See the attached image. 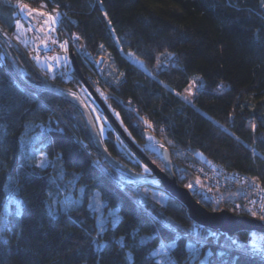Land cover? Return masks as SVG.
I'll use <instances>...</instances> for the list:
<instances>
[{
  "label": "trees",
  "instance_id": "16d2710c",
  "mask_svg": "<svg viewBox=\"0 0 264 264\" xmlns=\"http://www.w3.org/2000/svg\"><path fill=\"white\" fill-rule=\"evenodd\" d=\"M15 1L0 0V27L13 36ZM31 1L59 6L64 38L77 34L95 58L105 57L101 86L156 165L166 170L148 147L154 139L170 149L175 169V160L184 156L197 163L214 160L264 188L260 0ZM11 55L25 78L0 42V264H155L151 252L173 235L183 250L173 254L188 264L192 241L181 236H196L197 230L206 242L190 264H201L209 252L205 264L264 262L244 247L254 233L232 239L200 227L176 199L160 204L142 193L147 186L126 181L106 159L79 106L42 90L69 86L42 74L24 46ZM77 60L86 79L95 76L96 69ZM104 144L123 167L141 173V164L120 150L114 131ZM42 153L51 162L46 167L38 163ZM192 194L208 210H221L217 202ZM68 200L78 203L65 211L61 202ZM101 219L102 240L93 239ZM121 237L126 247L117 242Z\"/></svg>",
  "mask_w": 264,
  "mask_h": 264
},
{
  "label": "built area",
  "instance_id": "2783aa9c",
  "mask_svg": "<svg viewBox=\"0 0 264 264\" xmlns=\"http://www.w3.org/2000/svg\"><path fill=\"white\" fill-rule=\"evenodd\" d=\"M29 3L32 7L29 6L30 9H35L37 12H40L38 8L41 9V5L35 2H32L31 0H22V4ZM16 8V12L14 14V18L18 19L21 17L22 22L26 24L27 29L29 28V24L27 19L20 16L21 12L18 7ZM48 12H51L53 8H48ZM60 12V11H59ZM20 13V14H19ZM61 13V12H60ZM62 21V14L60 16L59 22L52 27L55 29V31H49L47 32V36L50 37V39H47V48L45 47V44L42 42L46 39L45 31L37 32L35 29L28 31L26 36L23 38V36H20L17 34V28H15V34L17 39H19V42L27 48L29 52V56L33 63H35L36 66H41V68L47 72H54V77L52 79L61 77L64 79V76L68 73L67 70L70 68V64L68 61V53H65V51L59 50L57 46H54L51 41V37L54 38L58 35V29L61 26ZM24 33V32H23ZM24 35V34H23ZM21 37V38H20ZM36 37H40V39H36ZM71 42L73 44L72 52L73 54H78L84 62H92L94 61L95 57L87 50L86 45L82 38L74 34L70 37ZM27 41V43H24V41ZM69 47V46H68ZM39 56L40 61L37 62L34 57ZM53 56H59V61H55L52 59H47L45 61V58L53 57ZM97 59V63H95L96 69H98V72L101 74V67L100 64H102L103 60H105L104 56H99ZM49 66H51V71H49ZM100 67V68H99ZM94 79H92V83ZM91 81V79H90ZM201 163L197 162H191L187 156L185 158L183 157V162L186 163V167L188 171L193 174L195 179L199 178V180L203 183L202 185L208 186V189L210 191L203 192L205 194L202 195L205 199H213L214 202H217L219 205L222 204L221 209H227L228 211L241 216H248L250 218H253L255 220H258L264 224V221L260 220L258 217L261 214L260 210L261 207L264 206V189L260 184L250 180L248 177L237 173L233 171H229L223 166L216 163L214 160H199ZM180 176H184L183 174H180ZM218 189H222L225 193V197H221L219 193L215 194L214 191H219ZM220 190V191H222ZM195 192V191H194ZM227 193V194H226ZM199 194V193H198ZM215 194V195H214ZM219 195V196H217ZM211 196V197H209ZM216 196V197H215ZM214 197V198H213ZM255 211L258 215L257 217H253L251 213ZM257 234V233H254ZM257 236V235H256ZM259 241L253 242V238H249V242L244 246L247 252L250 254L252 252L253 247L257 249L259 253H264V235L258 236ZM236 246H240V244L236 243ZM256 256V255H252ZM260 257H264V255H257Z\"/></svg>",
  "mask_w": 264,
  "mask_h": 264
},
{
  "label": "rangeland",
  "instance_id": "374dc122",
  "mask_svg": "<svg viewBox=\"0 0 264 264\" xmlns=\"http://www.w3.org/2000/svg\"><path fill=\"white\" fill-rule=\"evenodd\" d=\"M6 1H8L9 3L13 2V0H6ZM18 4H22V0H16L14 2V6L15 7H17ZM26 4L28 6H30V7H32L31 4H29V3H26ZM38 9H39V11L48 12L47 8H44V9L38 8ZM20 16H21V14H20ZM21 19H22L21 17H19L18 19L14 18V20H15L14 22H16L17 20L20 21V24L22 26V30L24 32V35H23V38H24L29 30L26 27L27 25L24 24ZM15 28H16V23H15ZM61 31H62V29H61V26H60V28L58 29L59 38H57V36H56L54 38L56 43L55 44L52 43V44L54 46H57V48L59 50H62L60 48V44H62L65 41H67V51H65V53H68V61H69V64H70V68L67 70L68 73L64 76V79L61 78V77H58L65 84H67L69 86L68 89H61V90L58 89V91H61V92L66 93V94H68L70 96H73L77 100L76 104L79 106V108L83 111L84 115L86 116V118L88 120V123L90 125V128H91V131L93 133L96 132L98 134L99 138L103 142L106 139L108 132L109 131H114L115 134H116V137H117V139L119 141L120 150L127 156V158L129 160H131L134 163L141 164V168H142L141 174H143V175H151V174H153V172L149 168V166L143 160H141V158L137 155V153L129 146V144H127L125 139H123V137L118 132V130L110 122V120L107 117V115L105 114L100 102L93 95V93L91 92L89 87L84 84L83 80H82V84L79 81H77L76 77L74 76V73L76 72V70L74 69L73 56H75L76 58H78V57L80 58V56L78 54H75V53L73 54V52H72L73 44L71 42L70 37L64 38V36L60 33ZM15 32H14V36L13 35H8L0 27V42L3 45V47L5 48V50L8 53V55H10L12 58H13V56L11 54H12L13 48H15L18 45L23 46L19 42V39H17ZM17 34H19L18 31H17ZM52 40H53V36L51 37V41ZM131 59L136 61V58L133 55H131ZM98 60H100V59L96 60V58H95L94 61H92V62L91 61L90 62H88V61L84 62L83 60H82V62L85 63V65L88 68L96 69V67H95L96 64L95 63H97ZM104 63H105V60H103L102 64H100L101 68L104 65ZM36 67L40 70V72L42 74H44L46 77L50 78V80H56L57 79V78L52 79L54 77V74H53L54 72L45 73V71L41 68V66L40 67L36 66ZM20 70H21V75L23 76V78H25L26 77V71L23 68H20ZM95 72H96L95 76L91 75V78L87 79L89 85L96 91L99 99L102 100L104 102V104L106 105V107H108V109L114 114V116L119 121V123L122 126V128L124 129V131L130 137V139H132V141H134V143L140 149H142V151H144L146 153V147L145 146H141L140 144H138L137 141L130 135V133L127 131V128L122 123V121H121V119L119 117V114L111 106L110 101L108 99L109 97H108L106 91L101 86V83H100V80H99L100 73L98 72V69H96ZM90 79H91V81H90ZM92 79H94L93 80L94 83H92ZM101 128H103V132L102 133H101ZM154 140H152L151 143H148V147L152 148L153 150L156 151V153H158V152L161 151V146H160V144L155 143ZM31 143L32 142L30 141V144ZM198 156L203 158V155L201 153H199ZM184 158H185V156H184ZM37 159H38L39 165L41 164V162H43V167H46V166H48L51 163L49 161L48 157L45 154H43V153L42 154H38ZM175 162H176L178 167L176 169H174V170L176 171V173H178L180 178L182 177V176H180V174L184 175L183 176L184 177L183 181L185 183V186L188 185L189 183H191L193 185V187L191 189L188 188L190 191H192V192L195 191L196 194H198V193L202 194L203 192L210 191L208 189V186H206L205 184L203 186H201V184H197L196 183L197 179H195L193 174H191L188 171L187 167L185 166L186 163L183 162V160H182V162H181V160H175ZM145 166H147L150 169L149 172H145ZM158 166L160 167V165H158ZM177 169H178V172H177ZM119 170L125 176L126 181H129L131 183H135V182L138 183L139 182L136 178L132 177L127 172L123 171L122 169H119ZM218 190L219 191L215 190L214 193L215 194L219 193V195H221V197H225L224 191L222 189H218ZM220 190H222V191H220ZM142 193L145 196L150 197L151 199L157 201L160 204H167L170 201V196L168 194H166L165 192H163V191H161L159 189L151 188L149 186L144 187L143 190H142ZM203 194H205V193H203ZM219 195H217V196H219ZM209 197H211V196H209ZM224 199H226V197ZM209 200H213V199H209ZM72 202H73V200H72ZM72 202H70L69 200L67 201V203H72ZM218 206L221 208L222 204L219 203ZM258 236L260 237L261 234H254V236L252 237L253 238V242L259 241L260 238H258Z\"/></svg>",
  "mask_w": 264,
  "mask_h": 264
},
{
  "label": "water",
  "instance_id": "95a60500",
  "mask_svg": "<svg viewBox=\"0 0 264 264\" xmlns=\"http://www.w3.org/2000/svg\"><path fill=\"white\" fill-rule=\"evenodd\" d=\"M8 56L10 58V61L18 71V73L21 74V70L17 66L14 59L10 55ZM73 61H74V69L81 76L84 84L89 87L93 95L98 99L109 120L112 122L114 127L121 134V136L125 139V141L129 144V146L149 166L153 174L143 175L141 173H136L128 168L123 167L108 152L104 142L99 138L98 134L96 132L93 133L95 140L98 146L100 147L101 151L105 155L106 159L113 166H115L118 169H122L132 177L136 178L139 181L138 182L139 185L149 186L155 189H159L165 192L166 194H168L170 197L179 201L186 208L189 218L200 227L207 228L212 231L221 232L222 234H225L232 239L242 232L257 233L264 235V224L262 222L250 218L248 216L236 215L228 211L227 209L210 211L205 206H203L199 201H197L196 198L193 196L192 192L188 188L183 187L178 183L175 175V170H174L175 164L174 161L172 160L171 151L163 144H160L161 151L158 152V156L161 158L165 166V169L167 171L156 165L145 154V152L142 151V149H140L134 143V141H132V139H130V137L124 131V129L122 128V126L120 125L119 121L116 119L114 114L108 109V107H106L104 102L99 99L96 91L89 85L87 79L82 75L78 60L75 56H73ZM42 90H46L48 92H53L55 94H58L61 97L76 104L77 100L73 96L58 91V89L54 87L44 88Z\"/></svg>",
  "mask_w": 264,
  "mask_h": 264
},
{
  "label": "snow or ice",
  "instance_id": "6c2138e0",
  "mask_svg": "<svg viewBox=\"0 0 264 264\" xmlns=\"http://www.w3.org/2000/svg\"><path fill=\"white\" fill-rule=\"evenodd\" d=\"M99 2L101 3V5L103 4V0H99ZM260 4L261 7H264V0H260ZM17 7L20 9L21 12V16L25 19H27L28 24H29V28L28 30L31 31L33 29H35L37 32L40 31H45V35H46V39L43 40L42 42L45 44V47L47 48V39H50V37L47 36V32L49 31H55V29L52 27L53 25L57 24L59 22L61 13L59 12V6H57V8L53 9L51 12H46V11H40L37 12L35 9H30L29 6L27 4H18ZM42 9L47 8L46 4H41L40 6ZM105 17H107V13H104ZM16 28L17 31L19 33L20 36H23V30H22V26L20 24V21L17 20L16 22ZM110 23V21H109ZM36 39H40V37H36ZM24 43H27V41L25 40ZM52 43L55 44L56 41L52 40ZM60 48H62L64 51H67V41H65L64 43L60 44ZM163 55V54H161ZM170 55V54H169ZM34 59L37 60V62L40 61V57L36 56L34 57ZM47 59H52L55 61H59L60 57L59 56H53V57H46L45 61ZM162 61L159 60V57L157 58V66L159 67L161 65ZM51 66H49V71H51ZM193 83H195V81H193ZM255 128V126L253 125V129ZM103 132V128H101V133ZM255 154V153H254ZM41 167H43V162H41L40 164ZM150 169L145 166V172H149ZM197 184H201L202 182L199 180V178H197L196 180ZM187 188L191 189L193 187V185L191 183H189L188 185H186ZM262 191H264V189H262ZM63 205V209L65 211L74 208L76 206V204L78 203V201H73L72 203H66V202H61ZM261 214L259 215V219L264 221V206L261 207L260 210ZM251 215L253 217H257V213L255 211H253L251 213ZM113 223H115V221H113ZM105 224L106 221L104 220H100L98 225H97V233H96V237H94L93 239H97L100 238V240H102V234L105 231ZM184 236H186L188 238L189 241H192L191 243L188 244V249L191 253V255L188 257V264H190L191 260H195V259H199L200 256V251L201 249L204 247V244L206 242V234H202L199 232V230H197V235L193 236L192 232H187L185 234H182L181 238L183 239ZM124 238L121 237L117 242L121 243L122 247H126V243H123ZM144 242V238H142L141 243ZM97 248L98 249H103L104 244L99 242H97ZM174 250L175 253L177 254H183V250L177 245L176 240H175V236L173 235L171 238H169V242H165L163 238H161V244L159 247L153 249V251L151 252V257L156 258L155 264H179L178 260L176 259V255H174ZM223 253H221L222 255ZM211 255V253L209 252L205 258L204 261H201V264H205V261H208V257ZM250 255H264V253H259L257 251V249L255 248V246L252 249V252L250 253ZM210 264V261H209ZM262 264H264V262H262Z\"/></svg>",
  "mask_w": 264,
  "mask_h": 264
}]
</instances>
